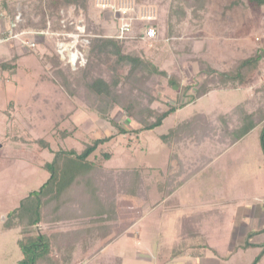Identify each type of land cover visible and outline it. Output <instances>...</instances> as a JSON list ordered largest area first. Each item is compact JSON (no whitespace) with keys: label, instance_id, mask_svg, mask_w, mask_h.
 <instances>
[{"label":"rangeland","instance_id":"obj_1","mask_svg":"<svg viewBox=\"0 0 264 264\" xmlns=\"http://www.w3.org/2000/svg\"><path fill=\"white\" fill-rule=\"evenodd\" d=\"M39 5L40 0H9L8 11L12 18L21 13L29 23L39 25ZM87 5L91 27L102 32L97 34L124 43V53L150 62L166 76L142 71L129 81L123 80L118 88L122 103H132L131 100L137 96L133 115L111 105L105 106L106 117H103L105 115L97 111L100 105L96 100L94 109L89 108L87 102L84 105L86 97H90L83 91L85 54L80 65H67L63 58L58 57L57 40L52 34L36 36V39L27 34L12 39L22 51L19 56L15 54L13 45L8 49L5 43L0 44V51H5L8 58L0 62L14 59L12 70L5 71L0 64L4 70L0 81V264H17L22 258L17 244L19 233L6 230L2 218L17 207L24 196L46 181L48 173L39 166L61 149L79 153L95 139L111 137L109 143L90 157L100 162L103 153L111 155L109 161L101 160L102 170H108L109 175L102 173L104 175L98 178L100 191L97 197L102 202L112 199L115 203L117 222L111 229L115 233L125 225V222L120 225L124 221L121 217L135 219L144 210V205L154 204L173 194L177 188L173 181L176 173H182L185 168V174H188L191 168L198 170L197 167H204L207 162L209 195L206 197L217 206L212 210L226 213L232 209L236 221V210L241 211L237 207L242 199L245 200L243 205H251L255 209L257 206L260 209L264 202V150L260 136L263 124L257 125L242 142L227 150L234 142L232 134L243 125L247 115H253L257 120L259 112L264 114V59L243 68L239 79L229 80L220 76L221 73L233 72L241 60L264 52V41L256 40L264 35V5L256 7L249 0H88ZM75 9L69 8L63 18L78 29L85 14L82 10H76L75 14ZM129 22L131 26L126 38L119 39L121 24ZM149 28L154 29L155 36L145 39L143 33ZM19 33L22 32H12L14 35ZM31 43H34L33 47L28 46ZM105 62L104 56L100 61L98 58L92 60L90 74L108 80L111 74ZM209 68L213 70L210 75ZM170 76L179 83L178 89L169 86ZM242 80L247 81L243 83ZM205 87L209 93L214 90L239 91L233 93L231 100L218 101L215 94L208 102L204 98L207 93L198 97ZM69 92L74 96L71 97ZM227 102L228 107L223 111L216 108ZM171 107L176 111L163 120L160 127L150 131L144 129ZM107 117L125 129L126 134L119 135ZM187 122L188 127L182 128L181 134L187 135L190 129L196 133L199 128L200 137L208 132L206 138L198 142L191 139L175 142V138L163 142L162 137ZM61 130L70 131L71 137L60 140L58 132ZM45 146L51 147L49 151L44 149ZM130 169L141 170L143 177L140 182L134 180L135 189L139 190L135 201L125 196L131 182ZM185 174L177 179L179 186L189 178ZM104 176L107 185L103 181ZM205 178L200 175L199 181L187 184L177 194L178 197L185 198L184 202L191 206L199 203L197 190L205 187ZM165 184L168 186H163ZM231 185L235 186L236 192H231ZM201 194L203 197L207 193ZM232 196L240 199L238 205ZM86 197L82 195V207L76 202L72 207L73 213L83 216ZM221 198L223 200L218 201ZM209 216V229L215 228L213 219L217 218L212 212ZM148 221L147 218L125 232L130 235L125 239L130 241L128 247L134 249L136 261L133 262L137 264H153L148 261V256L154 230L147 225ZM139 227H143L141 232ZM58 229L61 231L62 227ZM136 237L142 248H136ZM259 237L253 241L262 240L264 235ZM215 240L222 244L225 239L217 236ZM218 247L215 251L217 259L226 257L233 260L228 253L225 254L224 247ZM254 248L256 254L261 250L260 245ZM210 253L212 255L213 252ZM253 259L251 256L244 262ZM253 264H264V259L253 261Z\"/></svg>","mask_w":264,"mask_h":264},{"label":"trees","instance_id":"obj_2","mask_svg":"<svg viewBox=\"0 0 264 264\" xmlns=\"http://www.w3.org/2000/svg\"><path fill=\"white\" fill-rule=\"evenodd\" d=\"M87 2L88 0H45L44 2L40 0L39 25L29 23L27 17L18 13L19 20L13 22V29L17 32L27 29L35 30L38 27L36 31L48 30L50 33L74 32L73 23L63 17L66 16L68 9L71 7H76L75 14H77L76 10H82L85 16L81 17V24L84 26V36L88 38L87 44L84 45L85 49L82 48L83 54H85V68L83 70L85 86L83 91L84 95L86 92V95L90 96L86 97L87 100L84 105L87 102L89 108L94 109L96 100L100 105L97 111L105 115L103 117H106L105 106L111 107V105H117L128 115H133V103L136 102L137 96L131 100L132 103L123 104L121 92L118 91L120 83L123 80H131L142 71L150 74L166 75L150 62L124 53V43L97 34L102 32L95 31L91 27L87 15ZM249 2L256 7L264 5V0H249ZM101 56L105 57L106 62L104 64L111 74L108 80L101 76L93 77L90 74V63L97 58L100 61ZM263 59L264 52H258L254 56L241 60L233 72L221 73L220 76L229 80L239 79L243 68L255 65ZM1 67L9 70L11 67L10 61L2 63ZM125 69L127 71L124 73ZM212 73L213 70L209 68V75ZM242 81L244 83L247 80ZM168 84L173 89H178L180 86L172 76L168 78ZM208 92L209 90L205 87L202 92H199L198 97ZM69 95L74 96L72 92H69ZM90 101L91 103H89ZM175 111L176 108L171 107L160 113L155 121L144 127V129L150 131L160 127L163 120ZM262 113H258L260 115L257 120L253 118V115H247L243 125L232 134L233 141L239 140L260 123L263 124L264 128V114ZM108 120L117 129L119 135L126 134L125 129L118 126L113 120L109 118ZM184 127H188V122L178 125L177 128L169 132V135L162 137L163 142H170L174 138L175 142L186 139L198 142L206 138L208 133L206 132L200 137V131L197 128L196 133L190 129L186 132L189 135L181 134V129ZM58 134L60 140L71 137L70 131L61 130ZM260 136L264 150V129ZM197 137L200 138L194 139ZM110 140L111 137L95 139L90 144H86L79 153L75 150L61 149L55 152L54 155L52 154L49 161L39 166L48 173V178L38 189L23 197L19 205L6 214L4 221L6 230H18L20 236L17 239V244L21 250L22 258L18 260L17 264H80L76 263L78 252H80L81 257H84L86 253L93 249L99 250V248L115 239L116 233L111 230L117 222L115 203L112 199L102 202L97 197L100 191L98 178L101 177L100 175H104L102 173L109 175L108 170H102V161H109L111 155L103 153L100 162H95L94 157H92L93 159L90 157L103 145L109 143ZM50 148V146H45L44 149L49 151ZM140 171L130 169L131 182L126 188L125 196L131 201H135L139 191L135 189L136 182L134 180L140 182L143 179ZM102 178L103 181H106L105 176ZM105 183L107 185V181ZM102 185H104V182H102ZM160 189L162 191L163 187L161 186ZM75 194L78 196L77 198H75ZM84 194L87 196L89 203L86 200L83 216H79L73 213L72 207L75 206L76 202L79 207L83 206V204L80 205V202ZM59 227H62L61 231L58 229ZM43 228H46V230ZM256 260H259V256L255 257L254 261Z\"/></svg>","mask_w":264,"mask_h":264},{"label":"crops","instance_id":"obj_3","mask_svg":"<svg viewBox=\"0 0 264 264\" xmlns=\"http://www.w3.org/2000/svg\"><path fill=\"white\" fill-rule=\"evenodd\" d=\"M8 5L9 0H0V36H6L9 33L16 32L13 29V22H17L19 20V17H11L10 12L8 11ZM5 44L7 45L8 49L11 48V45H13L12 47L17 56L22 54V51L17 47L18 45L15 43V41L12 42V39ZM18 51L19 54L17 53ZM4 52L5 51H0V61L8 59ZM11 60L12 61H10V65L11 62H13L14 64V59L12 58ZM2 63L5 62H0V64ZM13 68L10 67L9 70H12ZM0 69L1 81L3 80V69ZM5 71L7 70L5 69ZM8 73L10 72H7V74ZM3 74H5V72ZM238 91L239 90H235L233 91V93H237ZM222 93H224L223 96L221 95ZM233 93L232 91L228 90H214L210 91V93L208 92L207 95L204 96V98H207L209 102V100H211V96H215L216 94L217 100H220L222 102L225 98H229V100H231V96L233 95ZM227 107L228 102L226 105L224 103H220L216 108L219 111H223L224 108ZM235 107L237 108V105ZM248 134H246L239 140L234 141L231 145L228 146L227 150L235 147L237 143L242 142V140H244L248 136ZM197 168L198 170L196 168H191V171L188 174H185L186 169L184 168L182 173L185 174V177L188 176L189 178L185 183H183L184 185L182 184L180 186L179 183H177V179L180 178V175H182V173L181 171L180 173H176L173 177V181L175 187L177 188L173 191V194L165 197L164 199H160L154 204L150 203L144 205V210L140 211L141 214L135 219H124L123 217H121V219L124 221L120 222V225H122L124 222L125 225H122L123 228L116 232L115 239L112 242L106 244L104 247L99 248V250L93 249L92 251L86 253V256L84 257H81L79 254L80 252H78L76 263L125 264L126 261V264H137L133 262L136 261V258H134V249H130L128 247L130 246V241H128V239H125L129 238L130 235H126L125 232H127L128 229H133L136 225L139 226V224H142L143 220L147 218L149 220L147 225L150 228L152 227L154 230L152 236L154 240L152 243V248L150 249V254L148 256V261L152 262L153 264H244V260L248 257L250 258L251 256H253L254 259L245 264H253V261L257 256H259L258 261L261 262L264 259V254H261L264 251V237H262V240L260 239V241L257 242H254L253 240H256V238L261 235H264V202L262 203V205H260V209L258 206L255 209V207L251 208V205H243L245 203V200L242 199L241 202L238 197H235L236 195L232 196L233 201L236 202L237 205L240 201V205L237 208H241V211L236 210V221L233 217L235 216V212L232 211V209L230 211L228 210V213H223L218 209L212 210V207L217 206L212 205L211 202H209V199H207L206 197L209 195V162L205 163L204 167ZM200 175L206 176L204 180L205 187H201L200 190H197V192L200 193V201L199 203L191 206L184 202L185 198L180 199L177 194H179L182 188L187 186V184H192V182L194 181H199ZM163 186L166 187L168 185L165 184ZM231 186L232 188L229 186V191L231 188L232 193L236 192L235 186ZM190 189H192V186L190 187ZM201 193L207 194L202 197ZM260 198H262V196L257 199ZM222 200L223 198L218 201ZM210 212L214 213L215 218L217 219H213L215 228L212 227L209 229ZM232 212L234 214H232ZM2 221H5V218H2ZM242 225H245V227H242ZM141 228L143 227H139V232H141ZM217 236L218 238L225 239L223 240L222 244L216 243L215 238ZM134 242L136 248L143 247V245L138 242V238L135 239ZM259 245L261 246V250L257 252L258 254H256L254 247ZM218 246L224 247L225 254L228 253V257L230 259L232 258L233 260L230 261L226 257L222 258L221 260L217 259L215 257L217 252L215 251L217 250V248H220ZM132 249L133 251H131ZM209 250L213 252L212 255Z\"/></svg>","mask_w":264,"mask_h":264},{"label":"built area","instance_id":"obj_4","mask_svg":"<svg viewBox=\"0 0 264 264\" xmlns=\"http://www.w3.org/2000/svg\"><path fill=\"white\" fill-rule=\"evenodd\" d=\"M105 7V5H100ZM130 22L121 24L120 26V36L119 39L126 38V34L130 31ZM76 32H65V33H49V31H31L26 32L22 31V33H19L18 35H14L12 33H9L6 36H0V44L6 43L10 41L11 39L18 38L22 35H32L34 36V39L40 36H47L49 34L55 35V38L57 40V53L58 57L63 58V61L66 62L67 65H73L78 66L80 63L84 60V52L82 51V48L87 43L86 37L83 35L84 33H80L78 29H75ZM145 39H152L155 36L154 29L149 28L143 33ZM257 42H263L264 41V35L261 37H258ZM28 46L33 47L34 43L29 44ZM72 55H76L75 59L72 58Z\"/></svg>","mask_w":264,"mask_h":264},{"label":"water","instance_id":"obj_5","mask_svg":"<svg viewBox=\"0 0 264 264\" xmlns=\"http://www.w3.org/2000/svg\"><path fill=\"white\" fill-rule=\"evenodd\" d=\"M80 23H82V20L80 21ZM78 31H79L80 33H84V26H81L80 28H78ZM75 56H76V55H72V58L75 59V58H76Z\"/></svg>","mask_w":264,"mask_h":264}]
</instances>
